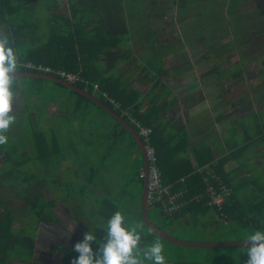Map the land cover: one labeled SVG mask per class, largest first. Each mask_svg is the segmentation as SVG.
I'll use <instances>...</instances> for the list:
<instances>
[{"label": "crops", "instance_id": "obj_1", "mask_svg": "<svg viewBox=\"0 0 264 264\" xmlns=\"http://www.w3.org/2000/svg\"><path fill=\"white\" fill-rule=\"evenodd\" d=\"M39 1L25 0V11L35 14ZM54 2L59 6L48 9L49 14L67 16L74 6L75 14L87 20L112 14L119 28H125L123 42L107 49L99 65L104 74L119 77L123 86L140 94L142 110H159L155 124L166 167L198 170L232 186L246 182L253 172L246 168L248 160L258 164L264 156V0ZM159 14L170 15L166 25V15ZM144 23L147 28L141 30ZM140 51L150 52L149 69L135 59ZM258 189L236 187L234 194L255 205L261 198L246 196L263 195ZM75 223L82 228L78 242L87 231L84 222ZM51 255L41 254L45 264ZM59 258L61 264L60 252ZM19 262L39 264L36 254L30 262Z\"/></svg>", "mask_w": 264, "mask_h": 264}, {"label": "trees", "instance_id": "obj_2", "mask_svg": "<svg viewBox=\"0 0 264 264\" xmlns=\"http://www.w3.org/2000/svg\"><path fill=\"white\" fill-rule=\"evenodd\" d=\"M27 5L28 3H25V0H0V30L9 35L11 46L17 53L19 62L30 60L36 64L41 63L55 69L76 73L81 80H75L73 84L89 93H93V84L96 83L98 91L93 94L110 108H113L126 122L131 123L130 125L135 131L138 132L139 128L131 118L151 129L148 144L155 150L156 164L161 173L162 184L170 185L172 191L181 190L183 192L181 197L182 204L172 217L164 215L162 205L159 202L147 205L148 217L155 226L159 227L156 221L164 223L165 219L173 220L186 215H204L207 211L213 209L219 217L235 222L240 227L252 226V228L264 230V197L258 199V197L260 198L258 195L246 196V198L253 197L258 199V203L254 205L246 203L245 199V202L237 200L238 196L234 194L236 187L246 186L253 181L246 180V182H241L242 180H239L237 182L238 185L232 186L229 181L221 179L223 183L230 186L231 192L229 195H225L221 206L216 207L209 205L205 196V189L208 184L215 183L212 177L206 178L204 172L191 170L190 168L175 172L174 167L165 166L164 155L160 150L162 144H160L161 141L159 136H157V124H155L159 110L154 106L148 107L147 110H142L140 94L123 86L119 77L104 74L99 65L102 55L106 53L107 49L119 46L127 32H125V28H119L120 24L114 21L112 14H94V18L87 20L84 14H75L74 6L69 5L70 14L67 16L50 14L49 29L47 33L41 34L39 32V21L31 20L32 14H28L25 11ZM57 6H59V2H54V0L53 2L48 1L46 5L47 9ZM93 22L98 24L92 25ZM101 24L102 26H99ZM25 45H27L26 49ZM129 53H123V57H127ZM18 71L36 72L35 69L24 66H19ZM55 76L59 77L58 74H55ZM32 79L49 81L42 78ZM52 83L69 90L71 94L77 97L74 105L75 109L80 110V113L85 114L89 108L95 106L112 117L101 106L78 92L57 82ZM124 110H127V114L123 113ZM66 114L67 112L64 113V116ZM113 119L116 122L110 126V132L105 133L104 138L112 137L113 141L124 143V147L130 149L134 146L140 152L130 132L120 124V121ZM26 145L31 147L32 155L25 153V158L22 161L13 160L10 154L5 151L4 146L0 145V156H2L0 168L3 165H9L3 171L0 169V264H9L11 260L20 257V259L25 258L24 260H27V262L31 261L35 252L34 235L37 233L39 223L49 224L58 221V217L53 210L56 200H61L69 207V211L73 209L70 214L77 223H82L85 219L89 220L90 224L87 232L92 231L98 240L103 239L106 235L104 229L106 228L107 220L117 210L121 211L125 216L126 223L130 224L129 214L134 215L135 212L139 216L140 222L144 224L141 216L143 178L138 175V169L143 165V158L140 157L137 160L136 163L138 164L130 179L124 180L122 183H120L119 179L113 181L116 183L115 190L105 187L104 183H102V190L106 191L107 194L105 192L102 193V190L99 193L95 188H88V186L95 184V173L99 170L98 167H90L89 174L85 175L86 183L80 185L77 192L74 191L72 184H66L67 182L62 181V178L57 176L53 180V187L49 188L52 191V197L47 198L44 193V188H48L45 179L40 178L37 173L27 171L30 168L29 164H33L38 171L40 163L46 166H53V157L59 156L58 165L68 159L62 155L58 145V138L53 131L50 134H46L36 128L32 129L28 135ZM2 181H11L12 188L3 184ZM20 185L25 187L24 193H20L16 188V186ZM5 187L10 189L9 191L12 192V195L1 190ZM77 193L80 196L79 199L76 197ZM102 194H105V197H100ZM10 196L13 198H26L25 205L21 208L14 206ZM98 198H100L99 206L93 209L90 205L94 201L93 199L97 200ZM149 206H152L153 210L151 215L148 211ZM17 208L20 210H17ZM17 211H21V213ZM24 213L27 215L26 218L33 219L31 220L32 224L29 225L28 222L19 221L21 214ZM144 229L150 235L144 236V231L141 233V246L153 241L154 238L152 237H159L147 228L145 224ZM82 238L83 236L80 240ZM92 247L96 250L99 245L94 241ZM59 250L62 258L61 264H71L72 259L78 256V253L74 251V244L61 247ZM172 264L201 263L176 260Z\"/></svg>", "mask_w": 264, "mask_h": 264}, {"label": "rangeland", "instance_id": "obj_3", "mask_svg": "<svg viewBox=\"0 0 264 264\" xmlns=\"http://www.w3.org/2000/svg\"><path fill=\"white\" fill-rule=\"evenodd\" d=\"M162 1L166 2L167 0ZM47 3L48 0H40L39 3L34 4L37 12L30 17L31 20L39 21V32L41 34L47 33L49 23L51 22V16L46 7ZM208 6L209 4H207ZM165 15L166 18L162 21L163 25H166L168 21L167 16L168 18L171 17L169 14L158 15L163 18ZM146 28L147 26L144 23L141 30H146ZM26 48L27 45H25ZM136 54L138 56L135 59L141 60L142 64L146 65L149 69L150 52L140 51L136 52ZM132 60L131 58L128 63ZM52 82L37 81L29 77H17L15 91L20 97V103L15 113L16 122L7 133L8 142L3 145L5 151L10 154L13 160L22 161L25 158V153L32 155L31 147L26 145L28 135L32 129L36 128L44 131L46 134H50L53 131L58 138V145L62 155L68 160L62 161L58 165L59 156L53 157V166H46L40 163L37 171L33 164H29L30 168L27 170L37 173L40 178L45 179L48 188H44V193L47 198L52 197L50 189L53 187V180L57 176L61 177L62 181L67 182L66 184H72L75 189L72 190L77 192L80 185L86 183L85 175L89 174L90 167H98L99 170L95 173V184L88 186V188H95L101 193V184L104 183L105 187L115 190L116 183L113 182L114 180L119 179L120 183H122L133 176L138 164L136 162L140 157L142 158L141 152L136 150V148L130 151V149L124 147V143L113 141L112 137L104 138V134L109 133L110 126L116 122L113 117L105 114L95 106L89 108L85 114L80 113V110L75 109L74 105L77 97L71 94L69 90L59 87ZM93 93L96 94L97 92L93 90ZM58 110L64 113L67 112V114L65 116L63 114L60 115L58 114ZM1 158L2 156H0V162ZM8 167L9 165H3L0 169L3 171ZM246 168H250L253 171L246 178L253 182L246 186L261 188L258 190L264 193V156H262L258 164L254 163L252 158L249 159L246 163ZM20 169L24 170L23 168ZM14 173L17 174L16 172ZM10 182L2 181L3 184L11 187ZM16 188L20 193H24L25 187H22V185L16 186ZM1 190L9 192L12 195L8 187ZM59 191L62 192L61 190ZM104 192L107 194L106 191L102 190V193ZM105 194H102L100 197H105ZM258 195L260 198L264 197V194ZM76 197L77 199L80 198L78 193ZM107 197L111 198L113 196ZM93 200L90 207L95 209L99 206L100 198ZM11 201L14 206L21 208L25 205L26 198L11 197ZM17 210L20 209L17 208ZM53 210L59 220L50 225L43 226L41 224L42 226H38L37 233L34 235L36 251L34 254H36V260L39 264L44 263L41 254H49V252H52V255L49 256L50 259L48 257L45 260L46 263L59 264V248L75 244L82 230L81 226L76 229V223L70 214V211L73 209L69 211V208L67 209L65 204L60 200H56ZM148 211L151 215L153 212L152 206H149ZM17 212L21 213V211ZM26 216L25 213L21 214L19 221L28 222L29 225L32 224L31 220L33 219L26 218ZM129 218L130 223L140 222L139 216L135 212L134 215L129 214ZM83 222L84 225L82 226L86 228L83 229L87 231L90 221L85 219ZM156 223L166 234L183 241L191 242L243 241L244 237L251 232L256 230L264 231L263 229L252 228V226L240 227L235 222L219 217L213 209H210L204 215H186L173 220L165 219L164 223L161 221H156ZM143 231L145 232L144 236L150 235L145 229ZM152 238H154V241L157 237ZM160 240L164 245L166 264H172L176 260L197 261L201 264H245V261L248 259L247 254L244 253L245 246L187 247ZM20 258L15 259L11 264H25V262H19L24 261L25 258Z\"/></svg>", "mask_w": 264, "mask_h": 264}, {"label": "clouds", "instance_id": "obj_4", "mask_svg": "<svg viewBox=\"0 0 264 264\" xmlns=\"http://www.w3.org/2000/svg\"><path fill=\"white\" fill-rule=\"evenodd\" d=\"M19 66L9 35L0 30V145L8 142L7 133L16 122L20 97L15 84ZM143 230L142 222L128 224L122 212L117 210L107 220L103 239L98 240L92 231H88L74 244L78 256L71 264H166L164 245L159 237L141 246ZM94 241L99 245L96 250L92 247ZM243 244L248 256L245 264H264V231L247 234Z\"/></svg>", "mask_w": 264, "mask_h": 264}, {"label": "built area", "instance_id": "obj_5", "mask_svg": "<svg viewBox=\"0 0 264 264\" xmlns=\"http://www.w3.org/2000/svg\"><path fill=\"white\" fill-rule=\"evenodd\" d=\"M19 65L30 69H35L36 71H38V73L44 72L53 75L58 74L60 78H63L72 83L75 80H81L80 76L76 73L67 72L62 69H55L51 66L41 63L36 64L30 60L26 62H19ZM93 88L95 91H98V86L96 83L93 84ZM136 123L137 127L139 128L138 134L140 135L145 146V154L148 161L147 167H145L143 164L138 169L139 177L147 178V205L159 202L162 205L164 215L167 217H172L182 204L181 197L183 192L181 190L172 191L170 185L162 184L161 173L156 164L157 160L155 150L151 145L148 144L151 129L149 127L141 125V123ZM214 181V184L210 183L206 187L205 196L208 199L209 205L220 207L225 195L230 194V188L222 184L218 177Z\"/></svg>", "mask_w": 264, "mask_h": 264}, {"label": "water", "instance_id": "obj_6", "mask_svg": "<svg viewBox=\"0 0 264 264\" xmlns=\"http://www.w3.org/2000/svg\"><path fill=\"white\" fill-rule=\"evenodd\" d=\"M19 75L18 77H29V78H42L45 80L57 82L75 92H78L79 94L85 96L86 98L92 100L103 110H105L108 114H110L113 118L116 120L120 121L121 125L130 132V134L133 136L135 139L137 146L140 149V152L142 154L143 158V164L145 167L148 165V161L146 159V154H145V146L144 143L138 134L137 131L130 125L131 123L126 122V120L113 108H110L108 105H106L100 98H98L95 94L89 93L85 89H82L75 84H73L70 81H67L63 78H60L58 76H55L53 74H48L44 72H39L38 71H18ZM146 184H147V178H143V188H142V194H141V216L143 219L144 224L146 225L147 228H149L152 232H154L156 235H158L160 238H162L165 241L180 245V246H187V247H226V246H244L243 241H236V242H191V241H183L177 238H174L165 232L161 230L159 227L155 226L149 219L148 214H147V199H146Z\"/></svg>", "mask_w": 264, "mask_h": 264}]
</instances>
